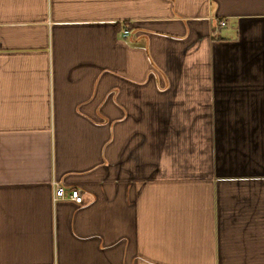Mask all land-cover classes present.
I'll return each instance as SVG.
<instances>
[{"label": "crops", "instance_id": "0c3cea01", "mask_svg": "<svg viewBox=\"0 0 264 264\" xmlns=\"http://www.w3.org/2000/svg\"><path fill=\"white\" fill-rule=\"evenodd\" d=\"M0 264H264V0H0Z\"/></svg>", "mask_w": 264, "mask_h": 264}, {"label": "built area", "instance_id": "2783aa9c", "mask_svg": "<svg viewBox=\"0 0 264 264\" xmlns=\"http://www.w3.org/2000/svg\"><path fill=\"white\" fill-rule=\"evenodd\" d=\"M221 26L224 25V22H219ZM129 35V31L126 29L122 30V36L126 38ZM70 201L74 204L81 205L83 203V195L79 189H71L70 191L66 192L64 187L57 184L56 182L53 183V201Z\"/></svg>", "mask_w": 264, "mask_h": 264}]
</instances>
